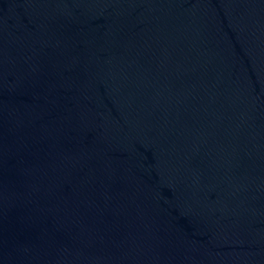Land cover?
Returning a JSON list of instances; mask_svg holds the SVG:
<instances>
[{"label":"water","instance_id":"95a60500","mask_svg":"<svg viewBox=\"0 0 264 264\" xmlns=\"http://www.w3.org/2000/svg\"><path fill=\"white\" fill-rule=\"evenodd\" d=\"M0 264H264V0H0Z\"/></svg>","mask_w":264,"mask_h":264}]
</instances>
